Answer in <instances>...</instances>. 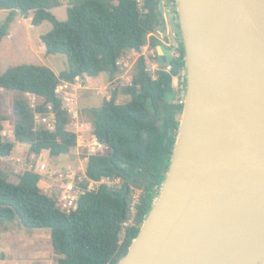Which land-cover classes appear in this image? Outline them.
Here are the masks:
<instances>
[{
	"label": "trees",
	"instance_id": "trees-1",
	"mask_svg": "<svg viewBox=\"0 0 264 264\" xmlns=\"http://www.w3.org/2000/svg\"><path fill=\"white\" fill-rule=\"evenodd\" d=\"M161 2L74 0L67 10V20L59 21L52 13L61 6L59 0H0V10L9 11L0 27V43L9 35L17 15L33 14L34 26L46 21L52 24V29L41 36L47 55H65L69 64L68 71L59 75L32 64L0 72V89L20 94L14 102L15 140L29 145L33 156L44 151L53 157L69 154L78 136L67 128L71 118L58 87L102 74L114 78L120 72L119 59L127 52H141L148 43L152 49L162 45L155 36L157 27L166 28ZM175 16L180 30L177 11ZM178 49L180 54L173 58L172 70L157 71L156 79L147 70L145 57H140L132 84L122 91L130 101L117 103L115 91L110 100L90 112L93 134L107 150L89 156L87 180L120 178V188L101 184L95 191H86L78 200L77 210L68 214L42 192L38 173L26 171L18 183H13L0 172V221L17 220L27 229L50 230L54 249L62 256L58 264H119L138 236L171 161L178 117L183 111L182 106L172 103V78L185 68L182 39ZM26 95L36 98L35 108ZM50 113L55 117L54 131L37 124L38 115L46 117ZM4 121L0 109V158L9 157L15 147L4 139ZM128 178H134L136 187L142 190L133 216ZM82 187L86 189L87 184Z\"/></svg>",
	"mask_w": 264,
	"mask_h": 264
},
{
	"label": "water",
	"instance_id": "water-1",
	"mask_svg": "<svg viewBox=\"0 0 264 264\" xmlns=\"http://www.w3.org/2000/svg\"><path fill=\"white\" fill-rule=\"evenodd\" d=\"M175 1L185 104L165 179L119 264H264V0Z\"/></svg>",
	"mask_w": 264,
	"mask_h": 264
},
{
	"label": "rangeland",
	"instance_id": "rangeland-1",
	"mask_svg": "<svg viewBox=\"0 0 264 264\" xmlns=\"http://www.w3.org/2000/svg\"><path fill=\"white\" fill-rule=\"evenodd\" d=\"M61 6L53 9L52 13L59 21H66L67 10L74 0H59ZM160 9L163 13L166 28L157 27L155 36L163 43V46H170L175 50L173 55L179 52V44L183 36L181 29L177 27L175 12L177 5L162 0ZM9 14L7 10H0V27L5 23ZM32 16L17 15L9 29V35L0 43V72L4 74L8 68L22 64L45 66L51 69L56 75L68 71V58L65 55H47L46 47L41 36L52 29L48 21L40 26L32 24ZM180 33V34H179ZM158 34V35H157ZM145 57L147 70L153 78H157L159 70L167 71L168 65L158 63L159 53L152 49L148 43L141 52H127L119 59V74L111 78L102 74L96 79H77L75 83H62L58 87V94L63 99V106L70 115V124L67 127L78 136L77 145L67 155L53 157L48 151L42 152L39 156L31 155L29 145L20 144L15 140L14 127L16 117L14 115V102L20 94L0 89V109L5 119L3 136L6 141L13 142L15 147L12 154L6 158H0V172L8 181L18 183L19 176L26 171H34L41 175L40 188L42 192L56 200L59 208L69 213L72 208L67 207L70 200L64 196L76 198V203L86 191H95L101 184L120 188L123 181L120 178L110 180L103 179L100 182L88 181L86 178V167L90 155L100 154L96 145V138L93 134L94 124L91 110L100 108L105 101L112 98L115 91L118 92L117 103L124 104L130 101L131 97L123 94V89L132 84L135 75L136 65L140 57ZM174 96V94H173ZM29 104L35 108L36 98L33 95H26ZM175 98H173L174 103ZM77 114V116H75ZM37 116V124L46 127ZM46 117L55 119L50 113ZM181 120V115H179ZM104 149V148H103ZM46 164L42 170L41 165ZM73 185V192L66 193L65 187ZM87 184V188L82 187ZM142 190L130 185V207L135 208L140 201ZM131 216L135 212L130 209ZM60 256L54 249L52 234L50 230L27 229L19 221H0V264H58Z\"/></svg>",
	"mask_w": 264,
	"mask_h": 264
},
{
	"label": "built area",
	"instance_id": "built-area-1",
	"mask_svg": "<svg viewBox=\"0 0 264 264\" xmlns=\"http://www.w3.org/2000/svg\"><path fill=\"white\" fill-rule=\"evenodd\" d=\"M166 47L168 49L172 50V57L174 58L173 53H174L175 50L171 49L170 46H166ZM178 56H179V54H176V57H178ZM118 65H119V62H118ZM166 65H168L167 72H170L172 70L171 63H168ZM172 81H173L172 82V84H173V94H174V98H175L174 103L177 104L178 106H182L183 107L184 104H185V96H186V91H187L186 68H183L179 74L173 76ZM57 93H58V89H57ZM75 116H77V114ZM39 121H41L42 123H44V125H46L45 129H47L49 131H54L55 130V119H50L48 117H40ZM95 138H96V136H95ZM96 145H97L98 151L100 153H104L107 150V146L102 144L97 138H96ZM41 169L45 170L46 169V164H42L41 165ZM86 178H87V176H86ZM65 189H66V193H72L73 190H74L72 184H68V186H66ZM64 199L70 200L68 205H66L67 207L72 208L73 211L77 210L78 202L76 203V198L72 199V196L65 195ZM131 209H132V212H135L134 206ZM73 211H69L68 214H70Z\"/></svg>",
	"mask_w": 264,
	"mask_h": 264
},
{
	"label": "flooded vegetation",
	"instance_id": "flooded-vegetation-1",
	"mask_svg": "<svg viewBox=\"0 0 264 264\" xmlns=\"http://www.w3.org/2000/svg\"><path fill=\"white\" fill-rule=\"evenodd\" d=\"M128 181H129V185L135 187L137 185L136 181L134 180V178H128ZM128 189V187H127Z\"/></svg>",
	"mask_w": 264,
	"mask_h": 264
},
{
	"label": "crops",
	"instance_id": "crops-1",
	"mask_svg": "<svg viewBox=\"0 0 264 264\" xmlns=\"http://www.w3.org/2000/svg\"><path fill=\"white\" fill-rule=\"evenodd\" d=\"M87 79L89 78V77H86ZM99 78V77H98ZM89 79H96V78H89Z\"/></svg>",
	"mask_w": 264,
	"mask_h": 264
}]
</instances>
